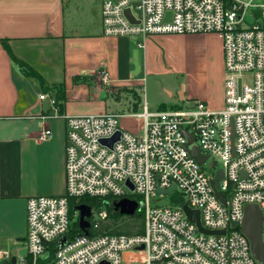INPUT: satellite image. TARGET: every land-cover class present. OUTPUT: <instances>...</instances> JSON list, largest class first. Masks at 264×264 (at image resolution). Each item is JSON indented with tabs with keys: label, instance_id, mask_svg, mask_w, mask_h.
<instances>
[{
	"label": "built area",
	"instance_id": "1",
	"mask_svg": "<svg viewBox=\"0 0 264 264\" xmlns=\"http://www.w3.org/2000/svg\"><path fill=\"white\" fill-rule=\"evenodd\" d=\"M101 14L105 36L218 33L224 108L212 110L204 101L156 110L144 105L142 134L122 128L113 113L69 117L66 192L27 199L26 255L16 264H260L240 223L245 207L258 205L264 238V0H103ZM98 74L110 88L109 71ZM117 132L112 146L102 143ZM51 134L46 127L38 138ZM192 148L207 157L203 163ZM173 184L168 193L158 191ZM132 196L141 198L142 233L98 232L110 218L104 205L91 208L88 233L80 228L70 236L80 218L71 200L77 206L83 197ZM185 205L199 211L212 233L189 218ZM126 253L136 256L126 259Z\"/></svg>",
	"mask_w": 264,
	"mask_h": 264
},
{
	"label": "crops",
	"instance_id": "2",
	"mask_svg": "<svg viewBox=\"0 0 264 264\" xmlns=\"http://www.w3.org/2000/svg\"><path fill=\"white\" fill-rule=\"evenodd\" d=\"M102 2L0 0V264L26 255L27 199L66 192L69 117L120 114L122 128L142 134L139 90H145V105L152 110L196 101L212 110L224 108L225 62L218 33L105 36ZM1 40L45 84L24 73ZM103 67L110 73V88L98 74ZM149 83L162 85L167 97L149 101ZM54 85H63V99L56 104L50 100L58 96ZM114 89L137 94L126 113L107 111L104 95ZM46 127L51 136L39 139Z\"/></svg>",
	"mask_w": 264,
	"mask_h": 264
},
{
	"label": "water",
	"instance_id": "3",
	"mask_svg": "<svg viewBox=\"0 0 264 264\" xmlns=\"http://www.w3.org/2000/svg\"><path fill=\"white\" fill-rule=\"evenodd\" d=\"M127 15L131 20L132 17L130 16V11L127 10ZM254 13L256 16H259V11L254 10ZM171 13H168V19L170 20ZM120 132H117L114 137L110 139H103L102 143L107 144L109 146H112L114 141L119 139ZM233 137H234V131H233ZM190 154L199 162L203 163L206 160V156H203L200 154L199 150L197 148L189 149ZM223 172L220 171L216 177L215 182L217 183L219 179L222 177ZM129 183V182H128ZM131 189H133V186L130 184ZM213 187L218 195L219 198H222V194H220L217 191V188L213 182ZM176 188V184H173L172 187L168 190H164L159 188L158 191L161 193H168L171 190ZM77 210L80 211V218H79V225L82 230H84L86 233H88V228L90 227L89 219L91 217V207L85 203L78 204L75 207ZM117 208H121V213L125 215H133L136 210L138 209V202L134 200H130L129 198H123L118 204ZM185 211L187 212L189 218L194 221L201 230L212 233L210 231L205 230L202 227V224L200 222V215L199 211L192 210L189 208L188 205L184 206ZM262 222H263V215L260 207L256 204H249L245 207V214L244 218L240 223L241 229L243 233L248 237L250 245H251V251L253 256L259 261L260 264H264V238H263V228H262ZM235 226L236 223H233ZM66 237H64L60 241V246L66 243ZM48 256V253L45 255V257ZM11 264H16V257H13L11 260Z\"/></svg>",
	"mask_w": 264,
	"mask_h": 264
},
{
	"label": "trees",
	"instance_id": "4",
	"mask_svg": "<svg viewBox=\"0 0 264 264\" xmlns=\"http://www.w3.org/2000/svg\"><path fill=\"white\" fill-rule=\"evenodd\" d=\"M4 46L6 47L8 53L10 54L11 58L22 68L24 73L28 75H33L37 77L39 82L43 85L45 84L44 79L41 77L40 74H38L35 70H33L27 63L17 58L9 49L8 43L6 40H1ZM55 87H58V96L56 97V102L59 101L61 98V94L63 93V85H54ZM60 94V96H59ZM181 106H172L171 108H179ZM166 105H162L159 107V109H167ZM111 199V197H108L106 199L104 198H98V197H83L80 199L79 203H85L89 205L91 208H101L104 205H106L107 210L109 211L110 217L113 219L109 222H104L100 226L98 232H107V233H127V234H140L144 231V222H143V210L142 208H138L136 212L133 215H124L119 212L114 211V209L108 204H105V200ZM76 201L73 199L71 200V212L73 213L75 211ZM129 218L128 220L122 221V223L118 222V219L121 217ZM134 228L136 229L134 231ZM81 229L79 227V221L78 219L72 222L71 229H70V236H74L76 233L80 232Z\"/></svg>",
	"mask_w": 264,
	"mask_h": 264
},
{
	"label": "rangeland",
	"instance_id": "5",
	"mask_svg": "<svg viewBox=\"0 0 264 264\" xmlns=\"http://www.w3.org/2000/svg\"><path fill=\"white\" fill-rule=\"evenodd\" d=\"M249 19L251 18L249 15L247 16ZM169 34V33H167ZM117 91H114V93L112 91H108L107 94H105L104 99H106L105 101V106L108 112H115L117 114L119 113H126L127 110H129V108H131L133 102L137 99V94L135 92H133V94L131 92H127L124 90H118V89H114ZM141 98H142V104L145 105V90H139L138 91ZM147 93H148V97H149V101H152V99H159V98H166L167 97V90H165V88L160 85L158 86L155 83H149L148 88H147ZM143 109V108H142ZM149 109L152 110V106H149ZM120 115V114H119ZM119 115L118 119H119ZM134 125L137 127H139L140 122L135 121L133 122ZM172 195L167 196V199L170 198ZM130 200H134L138 202V208H141V204H140V197L137 196H132L129 197ZM122 200V198H111L108 200H105V204H108V206L112 207L114 209V211L121 213V208H117V204ZM122 214V213H121ZM125 215V214H124ZM129 216V215H127ZM127 216L125 217H121L118 219L119 223H122V221L128 220L129 218H127ZM113 220L111 217L109 218V221ZM136 229L134 228V231ZM135 254L134 253H130L128 255H125L126 259L128 258H135Z\"/></svg>",
	"mask_w": 264,
	"mask_h": 264
}]
</instances>
